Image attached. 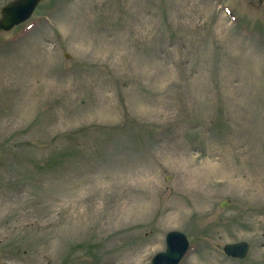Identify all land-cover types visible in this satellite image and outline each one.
Wrapping results in <instances>:
<instances>
[{
  "label": "rangeland",
  "instance_id": "1",
  "mask_svg": "<svg viewBox=\"0 0 264 264\" xmlns=\"http://www.w3.org/2000/svg\"><path fill=\"white\" fill-rule=\"evenodd\" d=\"M170 230L264 264V0H39L0 28V264H150Z\"/></svg>",
  "mask_w": 264,
  "mask_h": 264
},
{
  "label": "water",
  "instance_id": "2",
  "mask_svg": "<svg viewBox=\"0 0 264 264\" xmlns=\"http://www.w3.org/2000/svg\"><path fill=\"white\" fill-rule=\"evenodd\" d=\"M39 0H11L0 9V28L9 30L14 25L26 20ZM68 57V54L65 53ZM222 203L221 206H225ZM166 248L153 255L150 264H178L185 252L188 250L189 241L185 234L178 230H170L165 235ZM248 243L240 241L224 245L227 255L243 258L248 252Z\"/></svg>",
  "mask_w": 264,
  "mask_h": 264
}]
</instances>
